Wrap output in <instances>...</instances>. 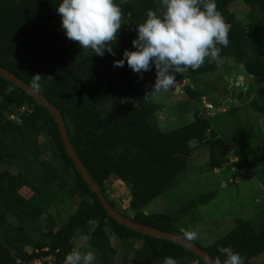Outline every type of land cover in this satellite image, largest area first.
<instances>
[{"label": "trees", "instance_id": "16d2710c", "mask_svg": "<svg viewBox=\"0 0 264 264\" xmlns=\"http://www.w3.org/2000/svg\"><path fill=\"white\" fill-rule=\"evenodd\" d=\"M236 1L249 7L244 23L226 15ZM60 2L0 0V66L30 86L32 76L41 75L39 93L61 113L73 147L112 207L118 210L117 203L109 198L111 188L106 183L113 185L116 176L130 190L129 208L134 214L118 210L124 217L184 237L185 231L174 225L175 215L207 204L214 192L171 213L146 214L145 209L189 176L187 161L201 147L208 150L211 171L227 165L231 143L242 150L243 161L250 154L253 126L237 120L228 143L215 128L214 118L201 116L199 108L203 97L215 104L210 101L213 93L218 95L217 105L228 100L229 93L218 87L224 85V80L220 76L213 78L221 74V58L230 57L243 64L250 76H264V0H216L217 10L229 26V45L221 47L218 61L206 60L196 71L176 74L175 81L185 85L184 91L196 111L192 121L168 131L158 123L152 96L144 97L155 81L154 71L140 79L126 64L123 68L112 66L125 49L134 50L136 25L144 22L147 11L162 14L160 0H115L123 14V26L135 29L128 30L127 35L118 32L113 46L115 57L107 52L104 57L96 56L91 50L81 49L78 42L68 41L56 12ZM127 97L134 98L135 103L103 114L115 100ZM0 98V233L10 230L19 245L38 248L32 253L21 248L7 256L0 246V264H30L47 257H52V264H64L65 256L74 249L77 231L87 230L91 222L97 223V230L110 228L122 241L133 240V249L153 261L172 257L178 264H206L177 243L134 231L113 219L75 168L52 113L1 75ZM248 106L264 117V97ZM21 108L26 111L19 121L9 118ZM41 136L47 141L40 143ZM30 141L36 143L32 148ZM260 176L264 180V159ZM18 187H28L33 195L29 199L19 197ZM63 194L81 196L77 209L64 222L50 211ZM43 215L46 219H42ZM10 217L35 233L47 229L52 232L50 241H32L27 232L9 222ZM191 241L214 260L219 258L221 264L225 256L217 249L222 247L239 253L243 264H252L254 258L264 254V227L257 233L250 221H239L235 229L207 247Z\"/></svg>", "mask_w": 264, "mask_h": 264}, {"label": "rangeland", "instance_id": "374dc122", "mask_svg": "<svg viewBox=\"0 0 264 264\" xmlns=\"http://www.w3.org/2000/svg\"><path fill=\"white\" fill-rule=\"evenodd\" d=\"M248 11L247 5L236 1L229 6L226 15L235 17L237 23H244ZM219 61L222 65L221 74L213 78L218 79L220 76L224 80V85L218 87L228 92L229 96L227 101L217 105L218 95L211 94L210 101L216 104L213 123L219 135L228 143H231L230 134L236 128L237 120L244 125L253 126L250 154L243 161L242 150L231 143L227 165L221 170L211 171L208 168V150L201 147L187 161L189 176L178 187L168 191L145 209L146 214L171 213L197 197L214 192L215 196L210 202L180 212L173 221L176 227L185 232L196 231L197 238L194 241L203 247L213 244L235 229L239 221H250L257 233L264 227V180L260 176L264 159V117L253 113L248 106L251 101L264 97V76H249L243 64L236 63L230 57L221 58ZM184 86L183 83L175 81L174 86L167 92L152 96L157 107L158 123L163 131L177 129L194 119L196 105L188 99ZM233 91H244L243 100L233 99ZM134 103L132 97L117 99L103 114L119 111ZM234 109L238 111L233 113ZM46 141L45 136L39 139L40 143ZM29 144L26 145L30 148L36 145L32 141ZM2 178L3 173L0 171V180ZM113 181V185L107 186L111 188L108 191L109 198L117 203L119 211L132 216L134 212L129 208L130 190L121 181ZM16 194L23 199H29L33 195L28 187H18ZM80 201L81 196L78 194H63L50 211L64 222L70 213H74ZM42 219H46L44 215ZM9 222L19 227L22 232H27L32 241H50L52 232H46L47 229L35 233L15 217H10ZM0 246L7 256L15 255L21 248L29 253L38 251L32 245H19L16 234L10 230L0 233ZM133 247V240L118 239L108 227L97 230L96 222H91L87 230L77 231L74 240V249L94 252L95 264H100V261L112 264H163L164 259L161 262L153 261ZM251 263H264V254L254 258Z\"/></svg>", "mask_w": 264, "mask_h": 264}, {"label": "clouds", "instance_id": "9594fccd", "mask_svg": "<svg viewBox=\"0 0 264 264\" xmlns=\"http://www.w3.org/2000/svg\"><path fill=\"white\" fill-rule=\"evenodd\" d=\"M160 5L162 14L148 10L144 22L136 25L134 50L125 49L112 65L123 68L126 64L140 79L154 71L155 81L145 98L167 92L174 86L176 74L196 71L206 60L218 61L221 47L229 45V27L217 10L216 0H160ZM56 12L68 41L78 42L81 49L99 57L106 52L117 55L113 46L123 14L115 0H61ZM40 80L41 75L32 76L31 88L36 92L40 91ZM183 235L189 241L197 238L196 231ZM217 251L225 256L222 264H243L240 254L230 247ZM64 264H95V254L73 249L65 256ZM163 264L178 262L165 257ZM216 264H221L219 258Z\"/></svg>", "mask_w": 264, "mask_h": 264}, {"label": "water", "instance_id": "95a60500", "mask_svg": "<svg viewBox=\"0 0 264 264\" xmlns=\"http://www.w3.org/2000/svg\"><path fill=\"white\" fill-rule=\"evenodd\" d=\"M120 33L123 35H127L128 31L125 29L123 24L121 25V28L119 30ZM0 75L10 82H12L14 85L18 86L22 90H24L26 93H28L33 99L38 101L41 105L46 107L54 116L55 121L59 127V132L62 138V141L65 145V148L74 163L75 168L78 170L80 175L83 177L84 181L89 185V187L92 189V191L98 196L100 203L102 204L105 211L115 220H117L120 224L126 226L129 229H132L134 231L144 233L147 235L155 236L158 238L166 239L169 241H172L174 243H177L197 256H199L206 264H216V260H214L207 252H205L202 248H200L198 245H196L194 242L187 240L184 237L162 231L160 229L146 226L143 224H138L130 219L124 217L118 210H116L114 207L111 206L109 201L107 200L106 196L102 192V190L99 188L98 184L95 182L93 177L89 174L87 169L85 168L84 164L82 163L81 159L79 158L75 148L73 147V144L70 140L69 134L66 129V125L64 122V119L59 112V110L48 100H46L39 92L34 91L30 85L25 83L23 80L19 79L17 76H15L13 73L8 71L6 68L0 66ZM245 92L239 91L235 92L233 91L231 96L233 99H236L237 101H242L244 98ZM239 170H241V167H239ZM116 179V176L113 177V180ZM107 186H109L111 183L107 182ZM130 193V191L128 192Z\"/></svg>", "mask_w": 264, "mask_h": 264}, {"label": "built area", "instance_id": "2783aa9c", "mask_svg": "<svg viewBox=\"0 0 264 264\" xmlns=\"http://www.w3.org/2000/svg\"><path fill=\"white\" fill-rule=\"evenodd\" d=\"M131 30L134 31V29H132V28H131ZM215 110H216V106L214 104H212L211 102H209L206 98L203 97L202 98V107L199 108V114L205 118L211 119V118L216 116ZM24 111H26V108H21V109L17 110L14 114H11L9 116V118L12 120H18L19 121V119H20L19 116L24 114ZM53 214H54V212H53ZM18 263L19 264H27V263H21V262H18ZM30 264H52V257H47L44 259H36Z\"/></svg>", "mask_w": 264, "mask_h": 264}, {"label": "crops", "instance_id": "0c3cea01", "mask_svg": "<svg viewBox=\"0 0 264 264\" xmlns=\"http://www.w3.org/2000/svg\"><path fill=\"white\" fill-rule=\"evenodd\" d=\"M250 76V75H249Z\"/></svg>", "mask_w": 264, "mask_h": 264}]
</instances>
